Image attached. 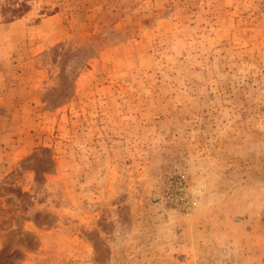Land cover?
<instances>
[{
    "label": "rangeland",
    "instance_id": "obj_1",
    "mask_svg": "<svg viewBox=\"0 0 264 264\" xmlns=\"http://www.w3.org/2000/svg\"><path fill=\"white\" fill-rule=\"evenodd\" d=\"M0 264H264V0H0Z\"/></svg>",
    "mask_w": 264,
    "mask_h": 264
},
{
    "label": "bare ground",
    "instance_id": "obj_2",
    "mask_svg": "<svg viewBox=\"0 0 264 264\" xmlns=\"http://www.w3.org/2000/svg\"><path fill=\"white\" fill-rule=\"evenodd\" d=\"M202 189H203V184L202 183H198V184H196V186H194L193 192L195 194H199L202 191Z\"/></svg>",
    "mask_w": 264,
    "mask_h": 264
}]
</instances>
